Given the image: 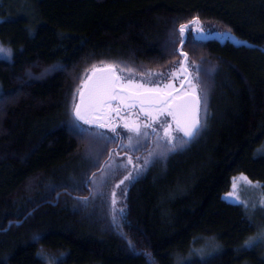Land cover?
<instances>
[{
    "label": "trees",
    "instance_id": "obj_1",
    "mask_svg": "<svg viewBox=\"0 0 264 264\" xmlns=\"http://www.w3.org/2000/svg\"><path fill=\"white\" fill-rule=\"evenodd\" d=\"M194 19L232 37L180 36ZM213 41L230 71L209 77L207 126L123 199L99 193L121 136L77 129L87 73L167 70ZM0 42V264H264L256 223L224 198L235 173L264 177V0H0ZM206 238L217 252L188 261Z\"/></svg>",
    "mask_w": 264,
    "mask_h": 264
},
{
    "label": "rangeland",
    "instance_id": "obj_2",
    "mask_svg": "<svg viewBox=\"0 0 264 264\" xmlns=\"http://www.w3.org/2000/svg\"><path fill=\"white\" fill-rule=\"evenodd\" d=\"M204 20L206 18H203ZM197 19H194L195 21ZM189 23L185 28V34H193L194 39L204 40L208 37H218L222 41L223 39L231 38L232 36L226 32L216 31L211 32L205 27L207 22L198 19L199 24ZM202 28L203 32L199 29ZM220 32V34L218 33ZM219 42L213 41V50L209 54L202 55V60L198 61L193 55L184 56L177 59V61L167 70H157L150 71L148 73L139 74L133 70H126L114 67L116 74L122 77L124 80L131 79L134 82L145 83L150 87H160L165 88L167 85H171V93L173 97H184L187 94L193 92V86L195 88V95L200 101V114L199 119L203 125V130L211 116L212 108V92L210 86L209 77L220 75L222 72H229L227 66L218 62L215 57L220 52ZM0 48L9 50L11 55L9 56L7 52L0 53V58L9 59L12 56L11 50L0 42ZM232 47H226L223 49L227 55H230ZM107 65L95 67L97 70H103ZM222 71V72H221ZM96 71L91 69L83 81L78 95L75 99V104L80 103V92H89L88 83L90 79L94 76ZM112 107L115 108L119 105V101H111ZM75 114V111H74ZM121 116L127 117L129 119H136L138 122H147L146 113L137 104L130 111H125L121 109ZM108 120L114 124L115 132L112 131L111 127H100L99 122L95 124H85L83 121H79L83 127L87 129H95L97 131L106 134H119L121 136L120 150L113 153L111 160L105 164L106 166L102 168L103 174L98 178L97 188L99 193L105 192L110 189L118 196V200L123 199V192L125 186L133 180L138 174L142 173L146 168H148L155 159H162L167 156L170 152L182 148L188 144L191 139L184 137V133L176 130L173 123L172 136L175 137L173 143L179 145L174 149H169L167 151L163 150L164 134L161 125L165 120L171 122V117L161 115L159 119L151 121V127L146 129L147 134L141 137L138 141L133 138L132 142L129 143V136L133 134L129 132L127 128H124V121L117 117L115 112H112L108 117ZM100 122H105L101 120ZM145 131V129H142ZM181 138L187 141V143L181 144ZM260 152L264 154V140L261 141ZM88 154L92 156L91 148ZM129 158H131V163H129ZM122 176L128 177V180L119 188L111 187L115 185ZM224 198L232 203L241 204L244 206L248 216L253 219L257 225V240L261 241V245L264 247V177H256L249 172L239 171L235 173L232 177V185L230 191L224 196ZM215 239L206 238L198 243L195 250L188 257V261L193 260H204L214 253L217 252L218 244H216ZM49 264H55L58 259L54 255H46Z\"/></svg>",
    "mask_w": 264,
    "mask_h": 264
},
{
    "label": "snow or ice",
    "instance_id": "obj_3",
    "mask_svg": "<svg viewBox=\"0 0 264 264\" xmlns=\"http://www.w3.org/2000/svg\"><path fill=\"white\" fill-rule=\"evenodd\" d=\"M193 23L199 24L198 19ZM186 25H179L180 36H183ZM203 32V29H199ZM183 43V40L180 41ZM7 52L10 56L9 50L0 48V53ZM185 57L187 53L183 54ZM94 71H100L101 75L98 76L92 83L89 89L88 99L85 100L84 92H80V103L74 105L75 117L85 124H95L99 122L100 127H111L115 132V126L112 124L108 117L112 112H115L117 117L124 121V128H127L133 135L129 136V143L133 138L137 141L147 134L146 129L151 127V121L159 119L161 115L171 117V122L165 120L161 125L164 134L163 150L174 149L179 145L173 143L175 137L172 136L173 123L175 129L184 133V137L195 138L199 135L203 125L197 116L199 99L195 96V88L190 95V99L183 97H173L171 93V85L165 88L150 87L145 83L134 82L131 79L124 80L116 74L113 65H107L103 70H97L93 66ZM111 101H119V105L115 108L112 107ZM137 104L143 112L146 113L147 122H138L136 119H129L121 116V109L130 111ZM101 120L105 122H100ZM77 129L81 132H88L89 129ZM145 129V131H142ZM119 135V134H117ZM181 144L187 143L186 140L181 138ZM131 163V158H129ZM127 178V177H125ZM261 241H256L259 243ZM251 246V244H249Z\"/></svg>",
    "mask_w": 264,
    "mask_h": 264
},
{
    "label": "water",
    "instance_id": "obj_4",
    "mask_svg": "<svg viewBox=\"0 0 264 264\" xmlns=\"http://www.w3.org/2000/svg\"><path fill=\"white\" fill-rule=\"evenodd\" d=\"M101 70H102V69H101ZM98 74L100 75L101 72H100V71H96V72H95L94 76L90 79V81H89V83H88V87H87V89H90V86H91L90 84H91L93 78L96 77V76H98ZM84 95H86V93H85ZM195 96H196V95H195ZM196 97H197V96H196ZM183 98H184V99H190L191 97H190V95H185ZM197 98H198V97H197ZM197 107H198V113H197V116H198V118H199V114H200V101H199V104L197 105Z\"/></svg>",
    "mask_w": 264,
    "mask_h": 264
},
{
    "label": "flooded vegetation",
    "instance_id": "obj_5",
    "mask_svg": "<svg viewBox=\"0 0 264 264\" xmlns=\"http://www.w3.org/2000/svg\"><path fill=\"white\" fill-rule=\"evenodd\" d=\"M100 75H101V74H100ZM100 75L98 74V76H100ZM98 76H96V77L93 78V80H92V82H91L90 85H92V83L95 81V79H96ZM90 88H91V86H90ZM88 93H89V92H86V95H84L86 101H87V99H88Z\"/></svg>",
    "mask_w": 264,
    "mask_h": 264
}]
</instances>
